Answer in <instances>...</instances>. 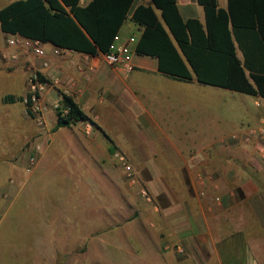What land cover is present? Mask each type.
Wrapping results in <instances>:
<instances>
[{"label": "crops", "instance_id": "1", "mask_svg": "<svg viewBox=\"0 0 264 264\" xmlns=\"http://www.w3.org/2000/svg\"><path fill=\"white\" fill-rule=\"evenodd\" d=\"M150 1L139 0L134 7ZM218 2L227 7L228 0ZM178 6L185 19L198 17L205 22L204 7L196 0H178ZM131 16L120 32L139 39L143 27ZM43 45L46 56L40 64L49 63L40 67L45 77L64 92L75 90L77 101L96 127L93 131L88 122H76L68 127L76 134L73 139L65 138L67 143L78 146L82 160L90 163L110 162V147L121 151L154 197V203L137 197V192L129 190L123 171L109 166L101 172L111 185L107 214L90 221L96 224L78 238L81 246L66 258L83 264L82 252H86L87 259L103 256L108 264H264V134H246L264 119L263 97L236 95L238 91L232 90L229 95L240 113L230 114L227 111L233 102L226 99L228 91L212 89L218 86L196 78L184 81L164 74L154 56L136 52L134 69L126 72L99 55ZM50 94L47 101L52 103L54 94ZM235 133L240 134L238 139L229 138ZM55 142L52 137L47 148ZM199 172L216 179L203 198L197 192ZM87 210H80V226ZM65 226L57 235L67 241ZM104 242L112 243L118 255H104ZM64 243V250L44 256V261L56 264L63 258L69 250ZM175 245L184 248L182 254Z\"/></svg>", "mask_w": 264, "mask_h": 264}, {"label": "rangeland", "instance_id": "2", "mask_svg": "<svg viewBox=\"0 0 264 264\" xmlns=\"http://www.w3.org/2000/svg\"><path fill=\"white\" fill-rule=\"evenodd\" d=\"M12 1L14 0H0V8ZM135 30L139 35V31ZM7 37L0 28V221H3L0 226V264H49L46 262L48 259L44 261L43 257L54 254L59 248L64 250V242L69 246V250L63 252L65 256L56 264H74L75 259L66 258L67 253L69 255L73 249H79L81 242L78 238L94 226L91 220L104 219V214H107L106 208L111 203L109 196L111 185L106 181L102 171L109 166L120 168L126 181L131 185L129 190L137 192V197L142 196L143 200L150 203H154V197L135 171V175L131 177L127 174L117 156L118 153L125 155L124 153L115 150L111 153L110 162H84L82 160L84 156L80 155L78 146H70L66 140L73 139L76 131L68 127H60L57 132L54 130L57 122L55 105L61 101L59 90L64 92L59 84L50 85L44 91L47 109L41 124L36 117L28 113L25 100L11 104L3 102V96L9 93L26 98L30 91L31 77L38 73L44 75L40 69V67L43 69V64H40L41 57L28 49L8 45ZM211 88L228 91L226 99L233 104L228 107L227 112L237 115L240 113L237 104L234 103L235 98L229 95L232 90ZM49 91L52 93L50 96L54 94L52 103L47 101ZM66 93L74 95L76 100L79 99L75 95V90ZM210 95L221 96L213 93ZM88 124L91 130H96L93 120ZM52 137L56 142L48 149ZM38 145L41 146L40 149H37ZM34 155L37 161L31 166L30 158ZM210 184H216L215 177L209 179L208 185ZM208 185L204 188L205 194H201L202 189L197 186L201 198L207 196ZM144 189L150 193V201L143 195ZM217 197L216 195L215 199ZM216 201L219 202V198ZM11 204L14 206L10 210ZM85 208L88 210L84 212L82 218L86 221L80 226L78 217L80 210ZM90 208L93 209L92 212ZM64 221L67 222V226ZM62 225L65 226L67 234L69 232L67 241L64 240V235H57V231L64 228ZM101 245L104 247L102 249L104 255L108 252L118 255L112 243L104 242ZM177 246L175 245L176 249ZM178 253L182 254L179 251ZM82 255L85 258L83 264H108V259L103 256L91 261L86 258V252H82ZM180 263L186 262H178Z\"/></svg>", "mask_w": 264, "mask_h": 264}, {"label": "trees", "instance_id": "3", "mask_svg": "<svg viewBox=\"0 0 264 264\" xmlns=\"http://www.w3.org/2000/svg\"><path fill=\"white\" fill-rule=\"evenodd\" d=\"M135 1L91 0L83 5L81 0H14L0 8V28L96 56L108 51L132 13L131 19L143 27L136 52L158 58L162 73L264 98V0H228L227 7L218 0H196L204 7L205 22L185 19L178 0L134 7ZM59 95L54 130L92 122L74 95L60 90ZM24 100L11 93L3 96L9 104Z\"/></svg>", "mask_w": 264, "mask_h": 264}, {"label": "built area", "instance_id": "4", "mask_svg": "<svg viewBox=\"0 0 264 264\" xmlns=\"http://www.w3.org/2000/svg\"><path fill=\"white\" fill-rule=\"evenodd\" d=\"M138 41V37L135 34H130L124 37L121 32H118L111 42L108 51L101 52L99 57L104 62L108 63L109 65L119 68L123 71L130 72L134 69V55L136 53V44ZM7 44L10 46H19L25 49H28L35 53L39 57L46 56V50L44 48V42L39 39H32L29 37L22 36L20 34H10L7 37ZM1 45V43H0ZM56 52L58 54L61 53L60 49H57ZM48 61H43V66H48ZM57 82V81H56ZM54 83L50 80V82L41 81L38 74L34 75L30 79V91L29 96L25 98V102L27 105V109L30 108L36 115L37 121L41 124L43 122L44 112L47 109V105L44 102V91L47 90V87L53 85ZM56 107L59 104L55 105ZM245 134V133H244ZM246 134L248 137H254L264 134V119L261 121V124L257 127H250ZM240 134L235 133L231 135L229 138L231 139H238ZM41 146L38 145L37 149H40ZM120 162L122 163L123 167L127 171V174L131 177L135 175L134 168L132 164L128 161L127 157L123 154H117ZM261 156L264 158V150L261 153ZM37 158L34 155L30 158V165L34 166L36 164ZM30 170V168H28ZM212 178L208 174L199 172L197 174V182L200 184L202 189L201 194H205V187L208 185L209 179ZM143 195L146 197L147 200H151V195L147 190L142 191ZM167 248H171V245H168ZM177 251L182 252L183 249L177 246ZM182 264V263H180ZM183 264H190V263H183Z\"/></svg>", "mask_w": 264, "mask_h": 264}]
</instances>
